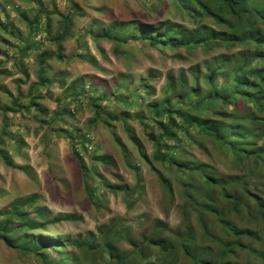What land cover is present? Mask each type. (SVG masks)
I'll use <instances>...</instances> for the list:
<instances>
[{"label": "trees", "instance_id": "obj_1", "mask_svg": "<svg viewBox=\"0 0 264 264\" xmlns=\"http://www.w3.org/2000/svg\"><path fill=\"white\" fill-rule=\"evenodd\" d=\"M29 1L35 3L29 14L10 7L22 27L7 21L6 6L4 17L0 14V78L14 77L16 88L13 93L0 79V90L11 101L0 105V160L25 169L14 161L11 147L4 148V138L16 142L7 132L8 113L24 118L32 110L33 121L48 134L69 140L89 199L100 196L95 177L128 201L137 199L144 163L180 218L170 226L145 215L114 216L80 235L49 234V226L78 217L53 215L32 193L0 207V242L30 253L38 264H264V0H126L150 11L159 8L161 17L153 22L104 20L97 15L107 7L87 0H66L65 12L55 0H48L50 10L41 0ZM52 14L59 17L54 28ZM76 18H85L80 29ZM86 36L111 42L116 57L152 47L170 50L169 57L188 66L163 75L152 67L139 75L117 72L111 83L94 74L68 80V70H58L57 63L97 64L93 55H84ZM71 38L76 46L67 54L64 43ZM51 86L61 89L52 109L42 103L52 97ZM82 109L91 116L80 127L75 115ZM133 122L151 144V155ZM117 123L136 159L116 132ZM100 125L121 150L134 184H111L83 161L88 156L93 164L114 163L110 155L97 154L94 129Z\"/></svg>", "mask_w": 264, "mask_h": 264}, {"label": "rangeland", "instance_id": "obj_2", "mask_svg": "<svg viewBox=\"0 0 264 264\" xmlns=\"http://www.w3.org/2000/svg\"><path fill=\"white\" fill-rule=\"evenodd\" d=\"M41 1L44 5H47L48 10L51 9L48 0ZM87 2H92L91 4L94 5L104 4L107 7V12H104V14L108 13L107 16H103L104 14L97 15L104 20L112 17L123 20L138 17L142 21L153 22L154 18L161 17L159 8L150 11L148 8L145 9L134 2L126 0H87ZM55 3L57 10L60 12H65L68 9L66 0H55ZM13 5L20 7L21 10L29 14L31 13L29 11L30 8L35 3L29 0H0L1 17H4L2 9L6 6V8H9L7 21L22 27L24 22L16 13L17 10L14 11L13 8H10ZM87 11L93 15L97 14L92 12L91 9ZM51 19L54 28L59 17L57 14H52ZM84 20L85 18H76V29H80L85 25ZM85 41L84 51L86 54L84 53V55L89 59L93 55L97 64L82 62L79 59H74L69 63H63L62 61L57 63L58 70L62 67L68 70V80H72L78 75L94 74L111 83L117 72L139 75L144 73L147 68L152 67L163 75L170 68L177 69L181 65L184 67L188 66L187 62L182 64L169 57L172 52L168 49L159 51L152 47L135 48L130 51L132 56L125 58L115 56L111 42L98 41L88 36H86ZM75 46L74 38H71L64 43L63 51L69 54ZM120 48H128V46H121ZM0 79L3 85H6L13 93L16 92L14 77L2 76ZM157 83L158 86L161 85L162 78ZM50 91L52 97H45L42 103L52 109L55 107L54 98L60 94L61 89L58 86H51ZM26 101L24 100V102ZM10 102V97L0 90V105H10ZM32 115L33 111L31 110L30 113L25 114L24 118L18 117L19 115L17 114V118L14 119L13 115L8 113L9 124L7 132L16 138V142H12L6 137L4 138V148L10 146L11 149L9 150L14 161L18 165L25 166V169L9 168L0 160V207L7 205L16 197L37 193L39 196L37 203L47 207L53 215L71 213L78 217V219L73 221H62L49 226L46 233H55L56 235H59V233L80 235L87 230H94L99 223L105 222L114 216L131 220L135 216L145 215L148 220L160 218L170 226H177L180 218L177 208L169 202V198L159 181L144 163L140 164L144 181L143 189L137 194V199L134 198L128 201L118 190L111 191L104 188L98 177L93 179V184L98 185L97 192L100 196L93 201L89 199L84 188L79 164L71 155L69 140L56 133L48 134L44 128L33 121ZM90 116L91 113L87 109H82L75 115V124L83 127ZM132 124L136 134L144 142L148 154L151 155L153 148L142 134L141 126L136 122ZM115 128L136 159L138 157L136 149L129 141L124 129L118 123ZM94 130L97 154L110 155L114 163L110 165L93 164L88 156H85L83 157L85 164L89 167L94 165L95 169L108 179L111 184H134L133 171L125 165L121 150L113 141L108 128L100 125ZM17 148H19V152L16 150ZM13 150H16V152H13ZM193 151L199 159H205L206 156L203 153L195 148ZM113 175L120 178H116ZM147 223L145 222L144 224ZM144 224L142 229L145 228ZM136 229L141 230L139 227H136ZM0 264L38 263L30 253L8 248L0 242ZM254 264L260 263L258 260H254Z\"/></svg>", "mask_w": 264, "mask_h": 264}]
</instances>
